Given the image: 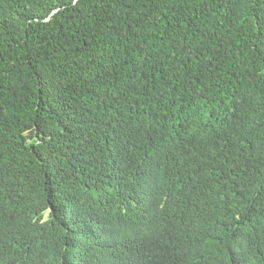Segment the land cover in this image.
Returning <instances> with one entry per match:
<instances>
[{
    "label": "trees",
    "instance_id": "1",
    "mask_svg": "<svg viewBox=\"0 0 264 264\" xmlns=\"http://www.w3.org/2000/svg\"><path fill=\"white\" fill-rule=\"evenodd\" d=\"M0 264H264V0H0Z\"/></svg>",
    "mask_w": 264,
    "mask_h": 264
},
{
    "label": "clouds",
    "instance_id": "2",
    "mask_svg": "<svg viewBox=\"0 0 264 264\" xmlns=\"http://www.w3.org/2000/svg\"><path fill=\"white\" fill-rule=\"evenodd\" d=\"M161 205H163V204H161ZM151 215H152V213H151ZM142 228L149 230L154 235L165 234L164 229H166V228L158 226L156 224H146ZM97 233H99V232H97ZM97 233L95 234V238L97 237ZM104 238H105V236L103 235V233L102 232L99 233L98 240L99 239L104 240Z\"/></svg>",
    "mask_w": 264,
    "mask_h": 264
}]
</instances>
